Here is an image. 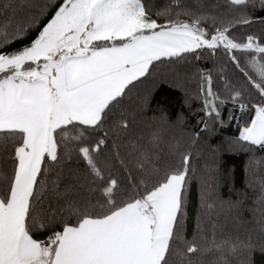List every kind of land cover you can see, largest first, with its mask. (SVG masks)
Here are the masks:
<instances>
[{"label":"trees","instance_id":"trees-1","mask_svg":"<svg viewBox=\"0 0 264 264\" xmlns=\"http://www.w3.org/2000/svg\"><path fill=\"white\" fill-rule=\"evenodd\" d=\"M64 1L0 0V55L29 47ZM137 1L155 25L92 40L87 52L181 25L205 43L152 60L96 123L69 121L52 130L54 154L42 156L23 229L50 264L65 227L106 217L182 175L159 264H264V140L239 136L256 108L264 110V0ZM15 69L0 70V80ZM211 98L219 112L206 109ZM23 138L22 130H0L4 204Z\"/></svg>","mask_w":264,"mask_h":264},{"label":"crops","instance_id":"crops-1","mask_svg":"<svg viewBox=\"0 0 264 264\" xmlns=\"http://www.w3.org/2000/svg\"><path fill=\"white\" fill-rule=\"evenodd\" d=\"M107 1L98 8L89 3L92 13L87 15L86 29L93 25L108 28V32L121 28L122 17L130 14L124 12L144 19L136 0H119L125 7L119 3L114 7L110 5L114 0ZM177 27L88 52L87 45L95 39L81 41L84 30L71 27L61 32L59 51L43 55H50V59L44 57L39 68L21 70L20 63L0 80V130L24 133L9 199L5 204L0 200V264H46V251L22 224L42 156L45 152L54 154L52 130L69 121L96 123L106 104L143 75L152 60L204 43L187 26ZM181 184L182 179L172 175L152 191L155 201L149 211L135 202L106 217L86 218L77 226L65 227L50 264H159L175 219Z\"/></svg>","mask_w":264,"mask_h":264},{"label":"rangeland","instance_id":"rangeland-1","mask_svg":"<svg viewBox=\"0 0 264 264\" xmlns=\"http://www.w3.org/2000/svg\"><path fill=\"white\" fill-rule=\"evenodd\" d=\"M94 2L97 6H106L109 1L107 0H65L61 7L55 12L53 19H51L47 25L43 28L40 35L31 43V45L20 52L11 54V55H0V70L7 68L9 66H14L20 64L24 61L32 60L39 58V57H48L50 59L51 51L58 50V39L61 35V32L67 31L71 27L79 28L84 30L83 31V39H99V38H114L118 36H124L132 33L135 31L136 27H145L150 28L155 24L152 21H148L145 18H139L137 15H134L131 11L124 12L125 17H122L124 26L118 29H113L111 32H108V28H99V27H89L86 29V24L88 23L87 15L92 11L90 10L91 6L89 3ZM137 4L140 3L136 0ZM82 3V4H81ZM122 5L125 7L124 3L119 0H114L110 3V5H114L117 7V4ZM127 3V2H126ZM81 4V6H79ZM127 5V4H126ZM92 9V8H91ZM134 15V21H130L132 16ZM73 25V26H71ZM172 28H179V27H172ZM184 28V27H180ZM187 30H191L189 27ZM178 30V29H176ZM182 30V29H181ZM81 36V35H80ZM187 39V36H186ZM186 42H189L187 40ZM83 43V42H82ZM205 43V41H204ZM249 44H254L253 41H250ZM78 47V46H77ZM197 47V46H196ZM192 49V48H186ZM59 51V50H58ZM81 51V50H80ZM55 52L52 54L54 55ZM49 53L48 56H43ZM35 57V58H34ZM37 57V58H36ZM34 58V59H33ZM46 60V58H44ZM16 70V69H15ZM14 70V71H15ZM219 103L216 99H206V109L208 111L219 112V107H217ZM239 136L243 139L248 141L258 143L264 140V110L261 107L256 108V112L251 123L247 127H242L239 131ZM174 177L178 179H182V175H174ZM155 201L154 193H150L145 197L144 200L138 201L137 203L143 208L149 211L152 207V203ZM150 212H152L150 210Z\"/></svg>","mask_w":264,"mask_h":264}]
</instances>
